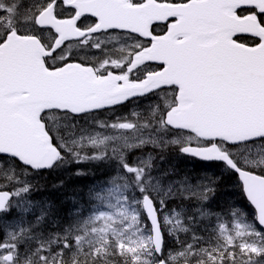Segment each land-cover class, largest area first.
I'll return each mask as SVG.
<instances>
[{
    "label": "snow or ice",
    "instance_id": "snow-or-ice-1",
    "mask_svg": "<svg viewBox=\"0 0 264 264\" xmlns=\"http://www.w3.org/2000/svg\"><path fill=\"white\" fill-rule=\"evenodd\" d=\"M0 264H264V0H0Z\"/></svg>",
    "mask_w": 264,
    "mask_h": 264
},
{
    "label": "trees",
    "instance_id": "trees-1",
    "mask_svg": "<svg viewBox=\"0 0 264 264\" xmlns=\"http://www.w3.org/2000/svg\"><path fill=\"white\" fill-rule=\"evenodd\" d=\"M54 175L56 176L55 179H57V175H59L61 179H65V177H66V175L63 174V173H61V174H56V173H54ZM48 177H49L48 174H46V179L43 181V183L46 184V189H45L43 192H39V193H40V194H39V197H40V198H43V197H51V198L56 199L57 201H59V199L62 198V197H61V194H63V193L56 192V191H54V190L50 193V190H52L51 185H52L53 183H51V184L48 183ZM228 185H231L232 187L235 186V185H236V183H235V179H232V178H231V180H229ZM67 193L70 194L69 192H67ZM66 195H67V194L64 193V196H66ZM219 197H220V196L218 195L217 202H218L221 206H226L225 203H224V201H223V198H219ZM213 208H215V205H213Z\"/></svg>",
    "mask_w": 264,
    "mask_h": 264
},
{
    "label": "flooded vegetation",
    "instance_id": "flooded-vegetation-1",
    "mask_svg": "<svg viewBox=\"0 0 264 264\" xmlns=\"http://www.w3.org/2000/svg\"><path fill=\"white\" fill-rule=\"evenodd\" d=\"M171 161H172V163L175 164V160H174V159H171ZM182 161H183V165H184V166L187 165V164H193L192 161L187 160V159H185V158H182ZM199 168H200V169H205V167H204L202 164H199Z\"/></svg>",
    "mask_w": 264,
    "mask_h": 264
},
{
    "label": "rangeland",
    "instance_id": "rangeland-1",
    "mask_svg": "<svg viewBox=\"0 0 264 264\" xmlns=\"http://www.w3.org/2000/svg\"><path fill=\"white\" fill-rule=\"evenodd\" d=\"M230 189L234 190V188H233V187H231ZM12 215H15V214L13 213Z\"/></svg>",
    "mask_w": 264,
    "mask_h": 264
}]
</instances>
